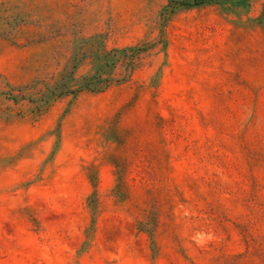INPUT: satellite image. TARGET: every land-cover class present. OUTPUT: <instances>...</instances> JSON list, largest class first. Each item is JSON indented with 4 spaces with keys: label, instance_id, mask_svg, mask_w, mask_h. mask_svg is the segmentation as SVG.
<instances>
[{
    "label": "rangeland",
    "instance_id": "obj_1",
    "mask_svg": "<svg viewBox=\"0 0 264 264\" xmlns=\"http://www.w3.org/2000/svg\"><path fill=\"white\" fill-rule=\"evenodd\" d=\"M0 264H264V0H0Z\"/></svg>",
    "mask_w": 264,
    "mask_h": 264
}]
</instances>
